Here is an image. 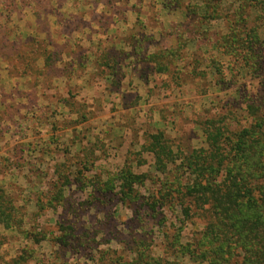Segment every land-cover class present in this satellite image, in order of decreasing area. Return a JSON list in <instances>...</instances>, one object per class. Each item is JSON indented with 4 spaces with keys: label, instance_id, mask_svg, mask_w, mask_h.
<instances>
[{
    "label": "rangeland",
    "instance_id": "rangeland-1",
    "mask_svg": "<svg viewBox=\"0 0 264 264\" xmlns=\"http://www.w3.org/2000/svg\"><path fill=\"white\" fill-rule=\"evenodd\" d=\"M102 1L107 10L96 7V11L99 0H95V9L86 6L82 12L86 21H164L167 25L175 21L182 25L184 39L192 31L196 39L187 49L182 46L181 59L170 66L169 74L152 75L144 69L142 74L151 75L148 91L115 69L110 73L118 76L109 82L100 68H91L87 74H79L84 71L79 69L72 82L52 83L45 75L39 80L19 79L13 72L9 79L0 64V188L18 209L25 232L0 226V264L31 248L37 260L28 264H100V252L123 253L134 232L130 230L133 213L117 204L114 195L103 206H88L92 185L127 165L148 177L139 187L142 195L156 193L164 178L155 172L152 155L140 149L147 135L163 133L177 154L205 148L202 123L223 120L230 129L245 126V96L260 89V78L232 70L234 58L213 49L227 33L225 21H205L200 27L196 16L186 17L173 11L172 5L164 10L159 0ZM224 2L225 7L232 5ZM69 5L73 8L74 3ZM260 35L264 37L263 30ZM163 42L174 44L171 39ZM214 65L226 74L218 76ZM66 176L70 184L63 190V206L48 208V199ZM162 215L165 221L160 227L143 217L144 230L139 234L150 245L152 256L188 263L169 250L166 237L178 232L181 244H191L201 236L204 219L194 214L183 220L180 209L169 205ZM60 222L75 223V233L87 242L77 248L54 243ZM33 235L45 238L35 243Z\"/></svg>",
    "mask_w": 264,
    "mask_h": 264
},
{
    "label": "trees",
    "instance_id": "trees-1",
    "mask_svg": "<svg viewBox=\"0 0 264 264\" xmlns=\"http://www.w3.org/2000/svg\"><path fill=\"white\" fill-rule=\"evenodd\" d=\"M229 1L232 2L229 7H225L224 0H159V4L168 10L172 5L173 11L179 10L186 17L196 16L200 27L205 21L226 22L227 33L212 45L213 49L224 57L234 58L232 70L236 68L239 73L261 79L260 89L245 96V126L230 129L223 120L219 123L207 120L200 126L206 147L187 154L175 153L161 132L147 135L140 149L152 155L155 172L164 178L156 193L142 195L139 187L148 177L135 173L127 165L105 181L92 185L88 206H103L108 196L114 195L117 204L131 210L134 216L128 248L123 253L100 252V264H231L232 261L264 264V37L260 35L264 31V0ZM251 23L255 24L250 26ZM6 34L0 27V35ZM194 34L192 31L191 37L183 39V44L192 43L196 39H192ZM33 43L35 49L24 53L17 44L0 40V59L12 67L7 72L9 79L13 78L12 72L19 79L30 76L34 80L43 75L52 79L58 74L53 68L58 61L56 52L43 54L44 71L36 67L37 50L41 47ZM180 50L171 48L153 54L150 60L155 67L151 70L155 74H169L170 66L181 59ZM107 65L105 68L109 69ZM213 71L220 77L225 73H220L215 65ZM63 179L64 183L48 199V208L63 206V190L70 184L68 176ZM168 205L178 207L183 220L198 214L205 221L201 236L191 244H181L178 232L166 237L169 250L187 258L188 263L152 256L150 245L139 234L144 230L143 217L162 226L165 221L162 214ZM18 212L12 199L0 188V226L25 235ZM74 224L58 223L54 243L63 248H77L82 241L87 242L75 233ZM33 238L38 243L45 236ZM33 259L37 260V256L31 248L21 251L8 264H28Z\"/></svg>",
    "mask_w": 264,
    "mask_h": 264
},
{
    "label": "crops",
    "instance_id": "crops-1",
    "mask_svg": "<svg viewBox=\"0 0 264 264\" xmlns=\"http://www.w3.org/2000/svg\"><path fill=\"white\" fill-rule=\"evenodd\" d=\"M62 1L0 0V27L8 33L0 35V40L17 44L24 53L35 49L33 42L40 44L35 65L43 71V54L56 52L58 61L53 68L60 76L53 77L52 83L62 80L72 82L75 79L73 75L79 69L84 70L79 74H87L91 68H95L94 71L100 68L106 82L113 81L121 72L124 78L129 74L148 91L151 75L142 73L144 69L155 67L150 60L152 55L160 50L182 49V46L187 49L189 44H183L185 34L182 25L175 21L168 25L164 21H86V14L82 13L86 6L107 10V4L102 0L98 4L95 0ZM69 1L74 3L73 8H70ZM166 39L173 40L174 44L165 45L163 41ZM0 64L4 66L6 74L11 71L12 67L1 59ZM106 65L109 69L105 68ZM114 69L119 71L115 76ZM151 71L152 75L163 76ZM120 82H123V78Z\"/></svg>",
    "mask_w": 264,
    "mask_h": 264
}]
</instances>
